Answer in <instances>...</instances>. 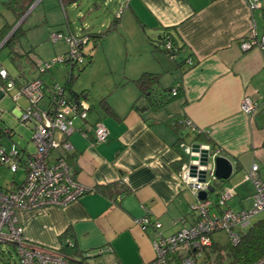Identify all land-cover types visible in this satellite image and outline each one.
Returning <instances> with one entry per match:
<instances>
[{
  "label": "crops",
  "instance_id": "crops-1",
  "mask_svg": "<svg viewBox=\"0 0 264 264\" xmlns=\"http://www.w3.org/2000/svg\"><path fill=\"white\" fill-rule=\"evenodd\" d=\"M246 2L125 0L124 6L114 4V13L120 9L122 12L120 24L109 34L119 30L134 56L124 73L103 84L94 98L89 89L82 88L90 109L85 121L75 119V131L68 137L72 145L66 156L70 172L76 181L93 191L63 206L19 211L26 241L51 248H60L66 241L75 242L81 252L90 254L91 264L151 261L155 256L156 230L141 226L138 220L147 215L161 223L158 231L162 235L170 236L191 224L196 216L193 201H189L194 195L180 182V166L175 170L174 164L183 152L174 147L178 135L165 123L170 115L184 116L193 127L205 130L206 136L200 142L193 141L192 130L184 127L186 143L209 142L220 147L222 155L232 162L231 176L217 181V187L212 184L209 196L216 192L217 197L234 173L240 169L247 172L253 163L258 164L257 173L264 178V50L253 47L242 51L239 47L252 22L257 37L264 35V0L261 9L255 11H250ZM81 26L75 30L69 25V31L81 34ZM164 28H169L175 42L182 45L177 57L182 60L180 66L149 44V38H159ZM8 35L3 39L0 35V47ZM136 53H140L138 57ZM186 58L189 59L185 61ZM145 71L158 73L163 88L179 87V96L156 111L136 110L132 104L138 90L131 80ZM42 81L58 84L53 78ZM2 91L0 96L4 95ZM244 97L260 103L255 114L241 110ZM11 110L20 119L22 111L16 106ZM97 121L107 128L105 142L96 141L93 125ZM25 124L30 129L28 141L33 144V123ZM31 146V150L25 145L20 149L18 166L23 179L0 188L13 189L24 181L25 164L35 150ZM231 187L235 196L237 187ZM238 200L242 210V199ZM101 247L107 249L98 254Z\"/></svg>",
  "mask_w": 264,
  "mask_h": 264
},
{
  "label": "built area",
  "instance_id": "built-area-1",
  "mask_svg": "<svg viewBox=\"0 0 264 264\" xmlns=\"http://www.w3.org/2000/svg\"><path fill=\"white\" fill-rule=\"evenodd\" d=\"M261 1L247 0L246 3L250 11H255L261 9ZM121 12L122 9L116 15L119 16ZM250 27L247 36L240 39V49L246 51L257 47L259 50H264V35L257 37L254 22ZM51 39L53 41L65 39L69 44L68 53L54 58L53 62L64 63L65 59L68 62L82 60L78 45L86 43V38L79 35L77 37L76 35L65 36L53 33ZM166 43V48H171V44ZM50 64L51 62H44L43 66L47 69ZM8 73L7 69L0 64V78L6 80L7 92L16 89L17 92L12 98L16 101L19 96L23 95L29 102V107L21 112L20 119L21 122L33 123L31 141L35 150L28 157L24 169V181L13 189L0 188V252L5 248V244L14 242L17 245L21 264H91L88 259L82 261L79 256L73 259L65 257L60 253V248H51L26 241L23 238V225L18 220V212L22 209L36 211L52 206H63L77 200L86 192L93 191V188L80 184L74 179L66 157L72 149L68 137L75 131V119L85 121L89 105L84 98H71L66 95L62 86L55 85L48 90V103L42 106L39 103L46 94L41 79L35 78L18 87L9 78ZM171 92L173 95L176 94L174 88ZM241 101V110L248 115L255 114L260 107L259 102L249 97H244ZM93 126L96 141L105 142L108 135L105 124L97 121ZM185 126L195 132H205V130L193 127L194 125L189 120H185ZM192 143L181 145L186 159L180 163L178 177L183 188L188 189L196 198V203L192 206L196 214L194 221L170 236H164L158 231L161 227L160 222L151 220L147 215L138 220L141 226H151L156 230V238L153 241L155 256L151 261L143 264H170L169 259L174 254L182 256L180 261L182 264H196L194 254L198 256L203 248L210 246L212 241L210 235L213 232H226L230 244L234 245L239 241L241 231L243 232L251 225V218L264 211V178L257 173L259 166L256 163H253L245 173V178L253 183L250 209L232 210L229 208L227 201L234 194V190L229 188L221 189L215 200L211 199L209 193L205 199L200 200L197 197L198 192L204 190L209 192L212 181L216 180L214 166L211 162L224 155L220 148L209 145L208 162L204 165L202 149L197 150L196 158H191ZM20 155L21 151L15 147L10 152L0 147V164H8L13 169L12 171H15L19 167ZM192 166H194L193 171ZM204 172V181H202ZM122 179L126 181L125 177ZM104 250L105 248H99L97 252L101 254ZM251 264H264V256L257 258Z\"/></svg>",
  "mask_w": 264,
  "mask_h": 264
},
{
  "label": "rangeland",
  "instance_id": "rangeland-1",
  "mask_svg": "<svg viewBox=\"0 0 264 264\" xmlns=\"http://www.w3.org/2000/svg\"><path fill=\"white\" fill-rule=\"evenodd\" d=\"M25 1L30 2L31 0ZM124 2L125 0H76L74 4L66 5V8L63 10L60 0H34L32 3L35 5L30 9V13L20 24V29L23 33L19 36V41L13 48L17 51H30L33 59L39 63L40 68L44 67V62H51L47 69L41 71L42 79L48 81L53 78V81L61 85L66 80L70 65L55 63L53 59L65 55L66 51L69 49V44L65 39L53 41L51 35L57 33L67 36L69 34V25L77 30L81 25L80 22L83 24L85 23L87 26H91V29L94 30L105 29L109 23L108 20L113 17L112 15L116 10L112 9L115 7L114 4L124 6ZM20 3H22L21 0L18 2H15V0H0V28L3 24H12L15 22L16 14L14 11L15 9L19 10V7H21L19 6ZM65 12L68 16L67 21ZM81 16H84V18L79 22ZM102 43L101 46L97 45L93 50V59L90 66L87 65L80 71H77V67H74L72 70L75 76L71 82L72 86L78 91H81L82 88L89 89L90 95H92L93 98L96 96V93L101 92L100 88H102L103 84L124 73L128 64L132 61L131 55L134 56V54H131L129 49L126 48L123 34L119 33V30L114 32V35L108 34ZM91 44L92 43L89 41V44L85 45L86 53L90 51L89 47ZM9 52L8 46L0 49V64L8 70V74L14 77L17 75L18 69H16L14 63L11 62L12 60L9 56ZM139 54L140 53H136L135 57H138ZM23 66L25 67L24 71L29 73L31 70L30 64L25 63ZM0 90L3 89L0 87ZM2 92L4 95L0 96V123L12 129L14 134L10 137H0V146L6 149L7 152H10L13 147L19 150L23 148L24 145L27 146L28 150H31L32 144L28 141L30 137L29 125L25 124V122H21L22 120L18 119L11 110L14 106H16L19 111L27 109L29 107L28 100L22 95L15 101L12 98L17 92L15 89L9 92ZM66 93L69 94V91H66ZM46 103L47 97L43 96L39 104L45 106ZM96 106L97 105H95V107ZM21 169L22 168L19 167L17 170L12 171L13 169L8 164L0 165V186H5L13 180L21 181L24 177ZM245 173L246 171L244 172V169H240L224 183V186H222L223 188H232L231 186L233 185L237 187V194L229 199V206L234 210L241 209L238 199H242L245 209H250L252 206V198L250 197L252 195L251 193H253V183L251 180L245 178ZM217 181L218 180L212 181L214 187H217ZM208 193L209 192H207V194ZM215 193L216 192L210 194L213 200L216 198ZM195 199V196L189 197V201H193L192 205L196 203ZM211 211L213 210L211 209ZM259 219H264V211L255 214L250 222L252 224ZM186 223H189V220ZM210 236L212 241L223 249V264H228L231 261V252L227 233L224 231H215ZM210 247L211 246H208L202 251L198 250L201 251L197 257L198 264L203 263L205 254L213 256L211 252L212 248ZM12 257L13 262L11 264H21L16 256L13 255ZM0 264H3V261L0 260Z\"/></svg>",
  "mask_w": 264,
  "mask_h": 264
},
{
  "label": "trees",
  "instance_id": "trees-1",
  "mask_svg": "<svg viewBox=\"0 0 264 264\" xmlns=\"http://www.w3.org/2000/svg\"><path fill=\"white\" fill-rule=\"evenodd\" d=\"M19 0H15V2H18ZM34 0L25 1L21 0L22 3L19 4V10L15 9L14 13L16 14V20L12 24H3V26L0 28V35L1 39H3V36L8 35L5 37L1 47L8 46L9 47V56L11 58V62L14 63L16 66V69H18L17 75L12 77L11 74H9V78L12 79L15 83V86H22L29 81L38 78L41 79V68L40 65L35 59H33L32 55L30 54V51H17L15 48H13L16 43L19 41V36L22 35V31L20 29V24L24 21V19L28 16L30 12H27L29 8L32 5V2ZM76 2V0H60L61 6L63 10L66 8V5H70L71 3ZM117 13L113 14V17L111 18L109 24L105 29L102 30H92L91 26L85 27L84 24L80 21L84 18V16H81L79 18V22L81 25V34H77L78 31H69L68 35H78L80 37H84L87 39L86 43H80L78 45L79 50H80V59H82L80 62H68V60L65 59L64 64L70 65V69L68 70V74L66 77V80L64 83H62L63 89L65 91H69V95L71 98L74 99H80L86 97L85 90L82 91H75L73 89V86L71 84L72 79L75 78L74 72L72 71L74 67H77L78 70L80 71L83 69L85 66L89 65L92 63V57H93V50L97 47V45H101L102 40L106 37V35L109 34V32H112L117 29L118 25L120 24V15L117 16ZM24 16V19L21 23L18 24V26L14 28L15 23H17L22 17ZM65 17L67 21V14L65 12ZM13 29V31H12ZM169 28H164L162 29V34L159 38L153 40L152 38H149L150 43L152 44L155 48H159L162 51L166 53V55L172 57L176 62L177 66H180L182 63V60H178L177 57L179 56L178 53H180L182 49V45H179L176 43V38L173 35L171 31H169ZM0 39V40H1ZM89 41H92L90 45V51L86 53L85 51V45L89 44ZM166 42H169L171 44V48H166ZM69 50V49H68ZM68 50L66 51L65 54L68 53ZM189 58H186L185 61H187ZM25 63L30 64V71L29 73L24 71ZM42 66V64H41ZM45 69L44 67H42ZM32 77L31 79H29ZM26 80L25 82H23ZM42 81V79H41ZM133 81L134 85L136 86L138 90V97L136 98L135 102L132 104L133 107L141 112L150 110V111H156L160 108H164V106L167 105V103L172 102L174 99H176L179 96V87L175 86H169V87H162L160 85V80H159V74L154 73V72H149L145 71L139 75V78L137 77ZM0 87H2L3 91L6 90V80L0 78ZM43 89L45 92V96H49L48 90L52 89L53 86L58 85V84H45L42 81ZM173 88L176 90V94H172ZM102 101L105 100L104 98L101 99ZM48 103V102H47ZM90 109V108H89ZM185 118L184 116L181 115H170L168 119L165 121V123L171 128L173 131L176 132L178 135V139H176V142L174 144V147L178 152H182V144L186 143L184 141L185 135L187 136V133H184L182 130L185 126ZM5 129H8L6 126H3L0 124V137L2 136H8L10 137V133H12V130L10 131L9 129L6 131ZM194 134V137L192 138L193 141H202L203 135L205 133L203 132H195L192 131ZM206 136V135H205ZM206 139V137H204ZM207 141V140H206ZM207 144L211 145L209 142ZM20 150V149H19ZM186 155L184 153L180 155V158L178 162H176L175 165V170L179 168L180 163L185 161ZM21 161V158H20ZM26 165V164H25ZM259 174V173H258ZM223 181V180H222ZM234 196V194H233ZM232 196V197H233ZM229 201V200H228ZM227 201V202H228ZM228 206V204H227ZM230 207V206H229ZM230 243V242H229ZM210 248H212V253L213 256H210L209 254H205L204 260L202 264H223V259H224V253L223 249L218 246L214 241H211ZM103 249V247H101ZM230 255H231V261L228 264H251L257 258L264 256V219H259L258 221H255L252 223L247 229H245L243 232L241 231L239 241L236 244H230ZM107 249V248H105ZM204 249V248H203ZM60 253L64 255L67 258L73 259L77 255L82 258V261H86L90 254H87V252H81L75 242L71 241H66L62 245H60ZM100 254L99 252H97ZM16 256L20 262V257L18 256V251H17V245L14 242H10L8 244H5V248L1 250L0 252V260L3 261V264H11L13 262V257ZM197 255L194 254V259L196 261V264H198V259ZM182 260V256L180 254H174L170 259L169 262L170 264H182L180 261Z\"/></svg>",
  "mask_w": 264,
  "mask_h": 264
},
{
  "label": "water",
  "instance_id": "water-1",
  "mask_svg": "<svg viewBox=\"0 0 264 264\" xmlns=\"http://www.w3.org/2000/svg\"><path fill=\"white\" fill-rule=\"evenodd\" d=\"M30 9L31 8H29L28 11H30ZM23 19H24V16L17 23H15V26L13 29H15L18 26V24L23 21ZM13 29H12V31H13ZM191 146H192V150L190 151L191 152V158H196V156L198 154L197 150L202 149L201 150L203 152L202 163H204V165L207 164V162H208V157H207L208 151L207 150L209 149V144H205L203 142L202 143L193 142L191 144ZM211 163L214 166V175H215L216 180H218V181L227 180L231 176L233 166H232V162H230V160L227 159V157L219 156ZM191 168L193 171L194 166H192ZM202 174H203L202 175V181H204L205 172ZM206 196H207V192L205 190L198 192V197L200 200L205 199Z\"/></svg>",
  "mask_w": 264,
  "mask_h": 264
}]
</instances>
